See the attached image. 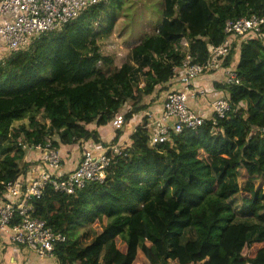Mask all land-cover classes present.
I'll use <instances>...</instances> for the list:
<instances>
[{"label":"trees","instance_id":"1","mask_svg":"<svg viewBox=\"0 0 264 264\" xmlns=\"http://www.w3.org/2000/svg\"><path fill=\"white\" fill-rule=\"evenodd\" d=\"M162 4L154 32L119 68L98 44L116 25L119 0H101L0 60V198L5 184L32 165L24 162L23 146L49 142L57 150L87 140L108 146L86 127L106 126L125 105L124 124L130 121L148 108L146 98L166 89L185 53L204 63L208 47L224 41L228 20L264 17V0ZM235 70L239 85H216L227 93L230 109L215 125L206 120L150 146L144 118L130 144L112 156L102 182L74 195L47 185L32 201L34 216L66 237L55 247L57 264H264L263 38L241 43ZM120 135L117 130L109 145ZM101 221L89 244L72 238Z\"/></svg>","mask_w":264,"mask_h":264},{"label":"built area","instance_id":"2","mask_svg":"<svg viewBox=\"0 0 264 264\" xmlns=\"http://www.w3.org/2000/svg\"><path fill=\"white\" fill-rule=\"evenodd\" d=\"M100 1L0 0V39L9 52L25 49L41 35L61 29L82 11ZM263 28L264 17L251 16L228 20L224 26V41L216 47H208L209 56L204 63H194L191 56L185 53L181 65L174 70L171 79L181 89L167 93L162 114L148 126L150 146L169 142L172 134H179L185 129H197L206 120L215 125L217 118L226 115L230 109L228 96L214 102L211 118L205 119L196 114L187 105L190 88L198 76L217 70L223 71L224 86L239 85L240 80L235 68L224 66L232 51V40L245 41L254 37L264 39ZM182 45L185 43L182 42ZM111 124L116 130L121 129L124 125L122 114L115 116ZM23 148L41 154L43 170L34 177H21L5 184L0 198V236L5 233L8 241L15 247L31 251L40 258L53 257L55 247L65 242L66 237L47 226L44 220L34 216L32 201L43 196L47 185L60 194L74 195L91 182H102L112 156L119 155L123 148L112 145L103 152L93 149L86 151L77 166L64 176L58 174L61 170V157L49 142ZM108 151L111 155L107 154ZM2 248L0 242V252Z\"/></svg>","mask_w":264,"mask_h":264},{"label":"crops","instance_id":"3","mask_svg":"<svg viewBox=\"0 0 264 264\" xmlns=\"http://www.w3.org/2000/svg\"><path fill=\"white\" fill-rule=\"evenodd\" d=\"M251 39V38H249ZM248 40V39H247ZM244 40L233 39L232 40V61L230 66L236 68L239 60L240 45ZM5 43L0 39V60L9 55ZM223 71L217 70L209 74L198 76L194 80V85L190 88V93L187 97V105L196 114L205 119H209L212 116L213 104L216 100L228 96L224 90L216 88V85H223ZM180 86L170 81L166 84V89L163 91H157L152 96L146 98L145 104L147 109L142 113L134 116L130 121L126 122L119 131L121 135L117 144L122 148L127 147L130 144V136L134 133L137 126L142 124L144 118H146L147 129L148 126L158 119L163 112V102L167 93L180 90ZM121 109V114L128 110ZM89 131H96L99 135L101 143H105L110 146L109 143L113 140L116 134V129L111 123L106 126L97 127L95 124H90L86 127ZM106 146V147H108ZM92 140L80 141L76 144L60 146L57 151L61 157V170L59 175H66L70 173L78 164L82 154L89 150H96V152H103L106 148ZM24 162L32 164L22 174L23 178H31L43 170V164L41 161V154L38 151H26L24 156ZM104 225V224H103ZM2 250L0 252V264H57L54 257L40 258L31 251L24 250L20 247H15L8 241L7 235L3 233L1 236Z\"/></svg>","mask_w":264,"mask_h":264},{"label":"rangeland","instance_id":"4","mask_svg":"<svg viewBox=\"0 0 264 264\" xmlns=\"http://www.w3.org/2000/svg\"><path fill=\"white\" fill-rule=\"evenodd\" d=\"M122 3V9L119 13L116 25L109 37L98 42L101 53L113 57L114 67L119 68L122 64L128 62V55L131 48L147 35L154 32V28L161 20L163 8L162 0H119ZM127 109V105L122 107ZM123 114V113H122ZM27 119L14 123L17 127L20 124H27ZM245 172H242V176ZM239 184L243 186L245 177L238 179ZM257 185V183H256ZM104 221L99 222L92 227L78 229L71 235L74 239H79L81 245H87L93 241L96 233L100 232ZM236 222H243L252 225L254 221L247 218H238ZM192 234L184 237V241L190 240ZM120 242H118V245ZM143 259V258H142Z\"/></svg>","mask_w":264,"mask_h":264}]
</instances>
